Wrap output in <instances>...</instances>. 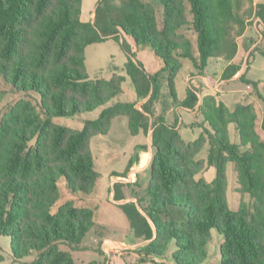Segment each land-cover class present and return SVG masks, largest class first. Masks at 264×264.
I'll return each mask as SVG.
<instances>
[{
  "label": "trees",
  "instance_id": "trees-1",
  "mask_svg": "<svg viewBox=\"0 0 264 264\" xmlns=\"http://www.w3.org/2000/svg\"><path fill=\"white\" fill-rule=\"evenodd\" d=\"M81 4L0 0V75L15 90L39 95L37 103L27 97L17 100L0 117V235L11 238L12 264H75L58 244L79 247L96 213L70 200L58 206L59 184L63 180L76 194L94 190L99 173L90 141L106 134L120 115L128 118L132 135L153 129L147 201L120 205L136 237L149 240L135 249L139 261L163 257L174 241L176 264H200L208 255L210 231L216 229L223 236L218 264H264V138L256 131L254 107L237 103L231 111L214 96H204L199 111L206 126L195 140L185 141L177 121L169 124L155 115L158 73H147L122 38L123 33L130 36L137 48H147L159 59L174 98L183 59L200 72L211 58L233 60L236 38L244 33L251 9L241 14L242 0H98L93 21L85 22L79 17ZM257 15L264 20V3L258 4ZM186 28L195 33V46L183 32ZM108 38L121 41L136 97L147 100L141 109L136 102L108 107L98 118L85 121L81 130L55 124V117L94 110L122 93L124 77L90 79L86 71L85 47ZM239 69L230 62L222 78ZM239 79L253 85L262 103L264 133V97L258 82L246 81L245 75ZM4 95L0 89V102ZM197 101V91L190 87L182 101L174 98L173 103L193 108ZM230 123L237 143L229 139ZM206 143L207 158H198ZM229 162L236 173V191L251 199L242 200L236 210L230 209L226 195ZM206 164L215 170L211 181L198 177ZM114 189L119 190V183ZM32 251L37 252L33 261L19 262Z\"/></svg>",
  "mask_w": 264,
  "mask_h": 264
},
{
  "label": "rangeland",
  "instance_id": "rangeland-1",
  "mask_svg": "<svg viewBox=\"0 0 264 264\" xmlns=\"http://www.w3.org/2000/svg\"><path fill=\"white\" fill-rule=\"evenodd\" d=\"M96 0H82L80 9V19L88 20L90 17V11ZM242 7L240 13H248L249 21L247 25L252 24L257 18V6L252 3V0H242ZM190 19V15H188ZM246 25V26H247ZM183 32L192 40L195 46V33L186 28ZM122 38L128 45L130 52L133 53L134 58L143 63L146 69L158 73V79L160 82V96L157 104L158 113L164 115L166 105L173 103L175 100H179L184 94V76L190 70L197 72L189 60H182V68L179 71L176 79L174 80V98L171 95L166 72H161V62L154 54L147 48H137L133 39L122 34ZM237 43L241 47V55L239 61V67L242 68L239 75L244 72L248 63V70L245 74L246 81L249 82H264V55L260 52L264 51V39L258 44L257 49L249 52L246 60L243 56L248 46L252 42H248L240 37L236 38ZM244 49V50H243ZM85 65L86 71L90 79H104L109 80L114 75L124 77L122 82V93L118 96L110 99L106 104L97 107L94 110L77 113L72 116L55 117L52 121L61 126H66L72 129L81 130L85 121L94 120L99 117L101 112L112 107L118 103L134 102L136 100V94L130 77L125 70V63L128 60V53L122 46L121 41L115 38H108L102 42H96L89 44L85 47ZM252 53V55H251ZM251 55V56H250ZM142 64V65H143ZM225 62L223 60L212 58L208 61V64L204 70L208 77H217L222 70ZM226 90L221 96L222 101L228 107L229 110H233L235 103L241 102L244 104H251L255 100H258L256 94H246V82L242 80L231 81L226 85ZM0 89L5 92L3 100L0 102V117L5 113L8 108L14 104L17 100L27 97L33 103H37L39 95L35 92L17 91L11 87V85L5 82L0 75ZM260 93L264 97V88H260ZM39 110V108H38ZM180 114L185 122H191L192 116L184 109L180 110ZM175 118L174 113H168L164 118L168 123H172ZM197 118L203 120V117L198 114ZM182 135H184V126L181 128ZM229 139L231 142L237 143L238 136L235 132V125L230 123L228 125ZM187 140L186 136H183ZM146 144V138L143 132L138 135H132L128 127V118L124 115L115 117L111 122V128L106 134L95 136L90 141V148L95 160V168L99 173L94 190L90 194H79L70 192L64 181L60 182L61 199L58 202V206L63 202L70 200L78 205L91 207L95 209V223L90 231L83 237L80 246L74 248L65 242L58 244L59 249L68 251L74 260L75 264H153V261L163 260L167 264H176L172 258V253L175 250V243L171 241L168 244L167 252L163 257L150 256L146 262L139 261V254L136 252V248L146 244L149 240H142L136 237L135 233L130 227L129 220L123 211L122 207L112 201L110 192L112 191L111 175L116 173L117 175H123L121 178L114 177L113 183H119V187L122 188L125 197L135 196L137 199H146V186L150 179V168L138 172L137 169L131 170L126 174L129 162L133 160L135 154V146ZM151 145V141L148 147ZM209 144L206 143L197 157L201 159L207 158ZM153 156V155H152ZM148 155L142 159V164L145 165ZM152 159V158H151ZM214 167L206 164V167L198 177L204 178L209 181V177H214ZM126 174V175H125ZM138 175V179L136 176ZM227 177V200L230 209L236 210L242 200L251 201L249 195H241L236 191L237 179L236 173L233 168V164L229 162L226 168ZM135 181V183H131ZM143 203V202H142ZM143 203V204H144ZM211 240L207 245V257L200 264H218L220 261V245L223 242V236L218 233L216 229H211ZM112 239L120 242H124L133 246L132 248L124 247L122 245H112L109 248L108 254L102 250V243L105 239ZM0 253L3 256V260L0 264H12L14 258L11 251V238L8 236L0 235ZM37 256L36 251H32L29 255L24 256L19 262L33 261Z\"/></svg>",
  "mask_w": 264,
  "mask_h": 264
},
{
  "label": "crops",
  "instance_id": "crops-1",
  "mask_svg": "<svg viewBox=\"0 0 264 264\" xmlns=\"http://www.w3.org/2000/svg\"><path fill=\"white\" fill-rule=\"evenodd\" d=\"M97 2H98V0H96L94 2L92 10L90 11L89 19L88 20H82V21H85V22H88V21L92 22L93 21V19H94V10H95ZM262 3H264V0H263ZM240 38L242 40L246 39L247 43L249 41L252 42L251 45L247 47L246 52H245V54L243 56V59L246 60V58L248 57L249 52L253 51L255 47L257 49L258 44L264 39V20H262L259 16H257V18H255V20H254V22L252 24H250V25L248 24L246 26V29H245L244 33L240 36ZM240 55H241V47H240V44L238 43L237 54L233 58V60L230 61V62L233 63V64L239 65V61L241 59ZM217 59L223 60L225 62V64L222 67L221 73L217 77H208L205 74V72H204L206 67L201 72L196 70V69L195 70L197 72H192V71L189 70L184 76V94L182 95V97L178 101H182L185 98V96H186L187 89L190 88V87L191 88L193 87L194 89H196L197 97H198V101H197V103L195 104V106L193 108L177 107L172 102L169 105H166V107H165V110H167V111L162 116L165 118L168 113H174L175 114V118H174L173 122L169 123V124H173L175 121H177L176 128L178 129L179 134L181 135V137L184 140H185V138L183 136H186L187 140H185V141H193V140H195L199 136V134L201 133L202 127L206 126V124L203 123V120L201 121V120H199L197 118L198 114L201 115V113L199 111V106L201 104V101H202L203 97L207 96V95H211V96H214L218 102L224 103L222 101V99H221V96H222V94L224 92L229 91L228 89L226 90V87H228L226 85H228V83L231 82V81L240 80L239 79L240 76L241 75H245L247 70H248V63H247L246 69L244 70V72L242 74L239 75V72H240V70L242 68V65H241L240 69L238 70V72L235 75H233L229 79H223L222 78L223 71L225 70L226 66L230 62H227V61H225L222 58H217ZM181 63H182V61H181ZM143 68L145 69V71L147 73H150V74L153 73V71H151L149 69H146L144 64H143ZM260 88H264V82H262V83L258 82V90H260ZM246 89H247L246 94H248V95H252L253 93L256 94L254 92V90H253V85L252 84L246 85ZM146 100H147V98L138 100V98L136 97V100L134 101V102H136V108L141 109V105ZM258 100H259V102L257 100H255L253 103H251V105L254 107V110H255L256 115H257L256 131L258 132V134L263 139L264 138V133L262 132L261 127H260L261 121H262V117H263V107H262V103H261L259 98H258ZM158 101H159V99L154 103V107H153L156 116L160 115L158 113L159 111L157 109V104H156V103H158ZM237 103H241V102H237ZM237 103H235V105ZM181 109H184L185 111L190 113V115L193 117L191 122H185L183 120V117L180 114V112H181L180 110ZM182 126H184V135H182L183 133L181 131L182 130L181 129ZM110 128H111V125H110ZM152 131H153V129L150 127L148 129L147 133H144V136L146 138V144H143V145L137 144L135 146V149H136L135 150V154H134L133 160L130 161V167L126 170V174H128L133 169H137L138 172H140V171H143V170H146V169L149 168L150 162H151V158H152V155L154 153V149L152 147ZM228 132H229V130H228ZM235 132H236V129H235ZM236 134H237V132H236ZM150 141H151V145L148 147V149H146V147L149 145ZM141 146H145V147H141ZM146 155H148V158L145 161L146 164L143 165L142 164V159L145 158ZM214 175H215V173H214ZM121 176H123V175H117L116 173H112V175L110 176L111 177V185H112V188H113L112 191L110 192L112 201H114L115 203H117L119 205L124 204L126 202H135V203H137V198L135 196L125 197V194L123 193L122 188L119 187L118 191H116L114 189L113 178L114 177L121 178ZM209 178H210L209 181H211L212 180L211 175H210ZM136 179H138V175L136 176ZM131 183H135V181H132ZM117 196L119 197V199H116ZM112 245H122V246L128 247V248H132L133 247V246L128 245V244H126L124 242H120V241H116V240H112V239H107L106 238L104 240V242L102 243V245H101L102 246V250L105 253L108 254V252L110 251L109 248Z\"/></svg>",
  "mask_w": 264,
  "mask_h": 264
},
{
  "label": "built area",
  "instance_id": "built-area-1",
  "mask_svg": "<svg viewBox=\"0 0 264 264\" xmlns=\"http://www.w3.org/2000/svg\"><path fill=\"white\" fill-rule=\"evenodd\" d=\"M263 0H252V3H255V6H257L259 3H262Z\"/></svg>",
  "mask_w": 264,
  "mask_h": 264
}]
</instances>
